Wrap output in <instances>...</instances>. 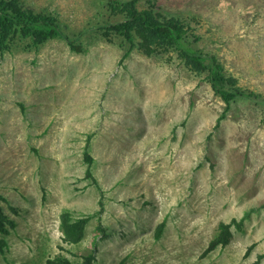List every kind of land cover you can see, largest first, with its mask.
Listing matches in <instances>:
<instances>
[{
	"label": "rangeland",
	"instance_id": "1",
	"mask_svg": "<svg viewBox=\"0 0 264 264\" xmlns=\"http://www.w3.org/2000/svg\"><path fill=\"white\" fill-rule=\"evenodd\" d=\"M23 2L67 36L0 54V204L12 221L0 264L90 251L93 264H264V102L239 98L216 127L225 103L205 80L174 57L122 58L91 31L111 18L105 0ZM158 3L264 96V0ZM65 212L90 217L77 245L62 240ZM232 220L230 242L204 254Z\"/></svg>",
	"mask_w": 264,
	"mask_h": 264
},
{
	"label": "trees",
	"instance_id": "2",
	"mask_svg": "<svg viewBox=\"0 0 264 264\" xmlns=\"http://www.w3.org/2000/svg\"><path fill=\"white\" fill-rule=\"evenodd\" d=\"M111 13L103 25L91 31L109 43H116L123 50L122 58L134 51L149 57L176 58L188 71L205 80L224 103L225 109L218 117L216 127L225 119L231 104L239 98H254L264 102L258 92L244 89L236 77L230 75L219 58L200 46L202 35L188 21L180 16L167 14L158 0H105ZM114 17V19H112ZM67 36L65 25L57 15L38 12L24 4L23 0H0V54L23 42L25 50L38 49L50 40ZM69 40L71 38L69 37ZM77 53L85 51L81 41L68 43ZM170 58V59H171ZM89 138L84 147L83 159L86 164L85 176L94 181L92 166L94 158L89 154ZM1 198V197H0ZM90 217H73L68 212L61 215L62 240L69 245L79 244L85 236ZM12 221L7 219L0 204V254H5L8 242L5 236ZM241 223L221 221L216 233L204 250L207 254L218 247H225L232 237V226L240 228ZM166 225L163 219L155 227L154 238L159 239ZM95 251L81 255L67 256L58 253L45 260V264H93Z\"/></svg>",
	"mask_w": 264,
	"mask_h": 264
}]
</instances>
